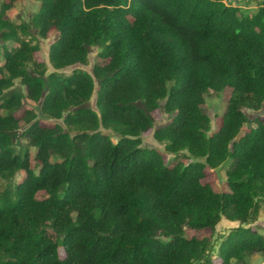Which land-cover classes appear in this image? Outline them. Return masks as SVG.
<instances>
[{
  "label": "trees",
  "instance_id": "trees-1",
  "mask_svg": "<svg viewBox=\"0 0 264 264\" xmlns=\"http://www.w3.org/2000/svg\"><path fill=\"white\" fill-rule=\"evenodd\" d=\"M16 1L0 6V264H214L209 242L184 232L223 217L241 225L220 264L264 253L252 225L264 205V116L245 111L264 108V0L253 15L223 0H35L30 24L6 17ZM54 31L49 64L38 61L37 36ZM92 47L101 52L91 72H62L88 66ZM227 87L212 130L203 105ZM25 97L57 122L36 109L17 115ZM162 109L170 121L155 140L204 161L169 164L143 146ZM229 160V190L217 191L206 167Z\"/></svg>",
  "mask_w": 264,
  "mask_h": 264
},
{
  "label": "rangeland",
  "instance_id": "rangeland-1",
  "mask_svg": "<svg viewBox=\"0 0 264 264\" xmlns=\"http://www.w3.org/2000/svg\"><path fill=\"white\" fill-rule=\"evenodd\" d=\"M228 5L238 6L241 8V13L245 15H253L258 8L261 5V2L263 0H223ZM3 0H0V6ZM39 8V3L35 0H17L12 7V9L9 10L7 13V18L11 19L14 22H25L30 24L31 16L33 13H35ZM31 31L33 35L36 34L35 28L31 26ZM58 33L56 31L52 32L50 36L46 39L41 38L37 36V41L40 44V50L36 53V59L38 61H45L49 64V48L50 45L57 39ZM8 45H12V42H8ZM4 45L3 40L0 37V52L2 51V47ZM101 52V48L99 47H92L91 53H90V64L88 66L85 65H75L71 66L69 68H66L62 70L63 73L70 74L74 69L80 68L87 70L89 72L92 71L93 65L100 60L99 54ZM50 71H52V68H50ZM16 88L21 89L23 93L26 94L25 87L20 83V80L16 81ZM232 95V88L227 87L219 94H209L206 98V101L203 105V108L207 114L210 115L212 119V130H216L220 127L221 124V116L226 110L227 103ZM95 99H96V92L93 95V98L91 100L90 105L92 108L96 109L95 107ZM162 104V103H161ZM25 109H36L38 115L42 118L44 121V124H53L57 122L56 120H51L43 116V114L40 112L39 108L37 107V104L27 97L23 100V106L21 109L16 111L17 115H20ZM245 111L249 114L251 121L254 120L255 117L258 115L263 114L264 116V108L260 111H255L253 109L247 108ZM155 118V123L151 129H149L147 132H145L141 138H142V144L143 146L149 147V148H156L159 152H161L164 155L166 163L173 164L174 159L178 158L182 161V163L188 164L192 161H204V159H196L192 155L188 153L187 150H183L180 153H171L165 150L164 146L159 144L154 136L153 132L156 128V126L163 122L170 121V115H167L164 110H158L153 113ZM250 125H252V122L247 124L244 129L246 130ZM21 126H24V122H21ZM106 133H109L111 138L114 141H117L120 136L117 134H114L111 131L105 130ZM32 158H31V165L32 167H36V161L34 159L35 149H31ZM183 153V154H182ZM58 158L57 156H53V160ZM231 165V161L225 162L222 166L218 168H211L206 167V178L205 181L210 183L214 189L217 191H228L229 186L227 183V177H226V169L229 168ZM25 177V172H19L16 177L11 181L13 185L16 184V182L21 181ZM45 191H38L36 193V197L41 198L46 196ZM14 198V197H13ZM241 225L240 222L237 221H230L226 218H222L219 223L216 225L214 229L211 228H204V229H192V228H186L184 232V236L187 238H191L194 236H197L200 239H206L210 246V256L213 259L214 264H220L219 259V249L220 245L223 242V240L227 237V235L236 227ZM258 232L261 234H264V205L260 210V215L257 221L252 224ZM51 235L54 237V232L50 231ZM62 248V247H61ZM63 248L60 249L61 256L64 255ZM248 264H264V253H258L253 255Z\"/></svg>",
  "mask_w": 264,
  "mask_h": 264
}]
</instances>
